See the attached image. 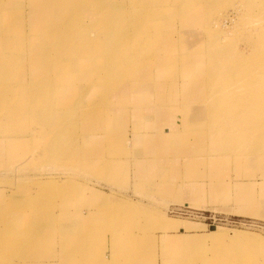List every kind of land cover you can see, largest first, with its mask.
Masks as SVG:
<instances>
[{
  "label": "rangeland",
  "instance_id": "374dc122",
  "mask_svg": "<svg viewBox=\"0 0 264 264\" xmlns=\"http://www.w3.org/2000/svg\"><path fill=\"white\" fill-rule=\"evenodd\" d=\"M125 1L130 0H124L121 4L122 10L117 13L119 20L122 21L121 24L124 25L121 27L122 30H125V24L130 23L126 18L125 10L129 8L126 4L129 6L134 4ZM153 1L156 4H165L160 27L148 30L150 35L153 34L152 36H160L158 42L155 41V45H158L155 48L152 43L144 46L143 38L148 36L140 39L139 35H135L137 31L131 30L132 34L128 36L137 37L131 45L132 49L124 47L121 55L117 57L130 59L127 64L130 69L124 74L126 76H122L117 82H108V78L90 68L87 60L86 67L81 69L89 78L87 84L91 85L85 94L83 100L85 103L80 102L74 106L71 104L70 106L73 107L59 109L58 98L63 97L65 90L64 97H66L67 90L78 86L80 79L76 74L58 77L55 73L54 83L61 87L56 90H63L62 95L60 92L52 91V98H47L54 104L44 105L39 109L33 107L26 109V103L37 95L35 90L33 93L26 92L22 101L17 93L9 92L4 95V92L12 87L14 80L21 74H25L24 78L31 82L37 79L35 69L41 67L35 65L25 69L27 64H23L17 71V65L12 66L9 59L0 61L10 67V71L7 72L10 74L0 78V92L4 95V98L0 99L2 111L0 133L4 135V142H8L9 151L20 148L22 153L20 157L18 154L14 157L8 152L7 160L0 163V173L4 172V176L0 179V221H2L0 250L1 253L4 252L1 258L2 264H21L29 257L31 251L40 250L46 243L53 242L57 236L62 238L61 245L63 246L64 243L67 247L61 255L75 259L73 253L77 249L71 253L70 243L77 245L78 236L83 230L88 233L89 229L84 228L86 219H83L79 212H72L70 205L75 203L83 191L94 187H92V179L88 177L79 179V172L86 176L92 173L90 167L92 165L82 164L84 166L82 171L71 161L77 156L78 142H88L87 137L80 138L79 129L72 130V128L75 127L76 122L78 124L80 118L85 117L90 120L98 118V115L104 112H114L109 110V107H113L108 105L107 98L100 99L99 93L104 92L108 96L125 85L134 86L136 82L132 78L141 75L149 68L160 69L155 74L150 71L151 80L152 76L156 75L160 80L166 79L167 76L174 78V75H181L184 80V90L190 92L185 95L182 102H179L178 107L184 110V117L188 120L192 131L186 132L184 136H178L175 132L176 128L168 129L155 141L208 142L207 153L212 155L209 165L214 171L217 168L227 171L228 175L225 179L229 185L228 200L224 202L217 200L211 211L166 204L164 205L166 210L144 211L140 217L158 218L164 215L162 222L165 227L170 224L172 229H180L181 234L185 235H189V231L200 226L194 222L206 224L209 230L211 226H215L214 231H208L207 238L212 239L213 244L214 242L218 244L215 245L218 250L223 251L224 248L225 256L223 259H221L222 255L220 259L214 258L216 262L213 261L212 264H232L234 258L238 260L234 262L235 264L244 263L243 260H249L247 247L250 246V250L256 252L260 244L264 243V117H261L264 116V104H262L264 103V0ZM8 2L9 0H5L4 6ZM10 2L14 9L20 8L21 11L30 13L34 5L39 7L43 5L44 0H18L19 5H14L12 0ZM146 6L149 9L153 5ZM13 11L18 12V10ZM16 14L10 15L12 19ZM45 15L48 18L50 16L49 13ZM10 16L5 17V21L10 20ZM144 19L145 17L142 16L136 18L131 22V27L144 26L146 21ZM40 32L42 35H52L49 34L50 31ZM99 37L101 41L108 40V35H99ZM140 41L141 47L138 49L137 43ZM8 44L0 41V49L18 46L19 41L13 39ZM42 44L41 42L39 46L44 48ZM175 52H178L179 60L175 58ZM164 66L167 71L161 70ZM55 68L58 70L59 66ZM68 69L70 68L66 64L65 71ZM74 71L76 69L72 72ZM131 88L135 89L129 87ZM71 96L74 99L75 95ZM12 101H15L14 104L19 108L17 111L22 113L21 115L30 112L25 116L28 121L26 122V118L23 120L28 123V128L23 125L24 122L21 127L17 123L3 124L4 120L10 122ZM51 106L56 108L50 110ZM235 118L237 122L226 125V120L234 121ZM64 119L70 120L68 127L65 129L61 125L56 128ZM56 123L57 126L52 128ZM3 125H7L5 128L8 130H5ZM40 125L44 128L37 129ZM15 126L19 130L22 128L21 131L15 130L16 132L12 133ZM227 127L230 131L226 130ZM258 138H261L263 143ZM114 167L115 164L106 162L103 169L111 170ZM93 199L94 203H106L109 207L116 204L121 205L120 207L131 205L139 210L141 206L114 193L110 196L96 193ZM2 215L5 218H2ZM165 235H161V242L165 239ZM120 237L121 234H117L115 238L120 240ZM192 237L196 246L202 244L200 237L195 235ZM131 244L138 249V253L141 249L150 250L151 237L138 236L136 240H131ZM83 247L81 245V248ZM171 249L162 246L165 264H177L173 262L175 258L180 259V264H186L190 249L176 250V247ZM80 250L82 252L84 248ZM61 255L54 251V258ZM202 256L200 251L196 250V257L200 259Z\"/></svg>",
  "mask_w": 264,
  "mask_h": 264
},
{
  "label": "crops",
  "instance_id": "0c3cea01",
  "mask_svg": "<svg viewBox=\"0 0 264 264\" xmlns=\"http://www.w3.org/2000/svg\"><path fill=\"white\" fill-rule=\"evenodd\" d=\"M32 64L35 66L38 62ZM149 69L132 78L136 82L134 86L125 85L108 96L104 92L99 93L100 99L107 98L108 105L113 107L108 106L109 110L115 113L104 112L98 118L89 120L84 117L78 121L80 138L87 137L88 142H78L77 156L71 161L80 169L84 164L92 165L91 174L86 176L79 172L78 177L92 179L94 188L83 191L70 205L72 212H79L86 219L84 228L89 229L88 233L81 232L77 245L70 243L71 253L77 249L73 253L75 259L61 255L67 247L64 243L61 245L62 238L57 236L40 250L31 251L21 264H165L160 237L163 234L178 237L182 230L167 229L162 222L164 215L141 218L144 211H164L166 204L211 211L217 200H228L227 171L219 168L214 171L209 165L212 155L207 153L208 142L155 141L168 129L176 128L178 136L192 131L184 110L178 107L190 92L184 90L181 75L167 76V80H160L156 75L151 80L150 71L155 74L160 69ZM14 81L19 82L20 79ZM72 91L70 87L66 97L58 98L59 109L71 105ZM3 98L0 92V99ZM4 141V135L0 133V163L7 160L9 153L14 157L16 154L21 156L20 148L9 151L8 142ZM106 162L115 164V167L103 169ZM3 173H0V179ZM96 193L106 196L114 193L141 206L136 210L131 205L109 207L106 203L96 204L93 199ZM194 223L200 226L188 234L200 237L202 244L190 249L186 264H212L216 262L214 258H221L220 255L223 259L224 248L223 251L218 250L215 246L218 244L207 238L210 231L207 225ZM117 234H121L120 240H116ZM138 236L151 237L150 250L141 249L138 253L131 244V240ZM81 245L84 246L82 252ZM196 250L203 255L200 259L196 257ZM54 251L61 256L54 258ZM173 262L180 264V259L175 258Z\"/></svg>",
  "mask_w": 264,
  "mask_h": 264
},
{
  "label": "bare ground",
  "instance_id": "6f19581e",
  "mask_svg": "<svg viewBox=\"0 0 264 264\" xmlns=\"http://www.w3.org/2000/svg\"><path fill=\"white\" fill-rule=\"evenodd\" d=\"M12 1L14 5H19V3H17L18 0ZM103 1L44 0L43 5L41 4V6L39 7H36L34 5L32 11L30 13H27V11H21L20 8L14 9V6L12 5V2H10V0V3L8 2L6 6H4L5 0H0V41H4L5 43L9 44L13 39H17L19 41L18 46H9L7 49H0V61L9 59L12 66L17 65V71L22 68L23 64H27L25 69L28 66H33L32 63L36 62H38V66L41 67V69H35V72H37L38 76L37 79L31 82L24 78L25 74H21L18 77L20 81L14 82L12 87L4 92V95L9 92L17 93V95H19V99L22 101L23 95L26 92L30 91L33 93V90H35L37 92V95L26 103V109L29 107L39 109L44 105L54 104L47 97H51V92H56V88H61L59 85H56L57 83H54L55 73L58 77H66L68 75L76 74L79 77L80 81L78 86L72 88L73 91L70 92L71 95H75L71 104L74 106L76 104H80V102L85 103L83 100L88 88H90L91 85L87 84L89 82V78L84 74L83 71H81V69L86 67L85 65L87 60L90 68H93V70H97L105 78H108V82H117L122 78V76H126L124 74L128 73L130 69V67L127 66V64L130 62V59L117 57L121 55L124 47H128L130 50L132 49L131 45H133L134 40L137 37H129L128 35L132 34L130 31L136 30L137 34L135 35H139L138 38L140 39L148 36L143 38L144 46L145 44L150 43L155 45V41L158 42L160 36H152L153 34L150 35L148 30L155 27H160L161 21H163L161 18L164 16L163 12L165 4H156L153 0L125 1L126 3L134 4L132 6L126 4L129 7L125 10V12L127 13L126 18H128L130 23L127 25L125 24V30H122L121 27L124 25L121 24L122 21L119 20V15L117 16V13L118 11L122 10L121 4L122 2L124 3V0ZM146 5L153 6L148 9ZM13 10H18V12ZM15 13L17 14L13 16L12 19L10 15ZM45 13L47 15L48 13L50 14L49 18L46 17ZM7 16H10V20L7 19L8 22L7 20L5 21V17L7 18ZM141 16L145 17L144 20H146L144 22V26H138L136 28L131 27V22L136 18H141ZM40 31H50L49 34L52 35H42ZM99 35H108V40L105 39L101 41ZM41 42L43 43L42 45L44 46V48H41L39 46ZM157 45H155L154 48ZM140 47L141 41L137 43V48L139 49ZM80 49L81 51H79ZM177 53L178 52H175V58L179 60V55ZM26 54L27 56L25 57ZM66 64H68V67L70 68L67 71H65ZM56 66H59L58 70L55 68ZM166 66L161 68V70L165 69L167 71ZM71 69H76V71L72 72L73 70ZM8 71H10L9 65L0 63V78L1 76L4 77L5 75L10 74L7 73ZM105 72L109 74L107 75ZM168 72H170V70H168ZM233 73L235 75V72ZM159 74L160 73H158V75ZM226 91H228V89ZM57 92H60L62 95L63 90ZM65 92L66 90L63 92V97ZM9 100L10 99H8V101ZM14 102L15 101H12V110L11 113H9L10 122L7 120L6 122L4 120L2 121L3 124L7 123L8 125H13L14 123H17L18 125L20 124L19 126L21 127V125L23 124L22 122H24L25 124L23 125L27 126L28 123L26 124V122L28 120L25 116H28L30 112L21 115L22 113H19L17 111L19 108L16 107ZM262 104L264 103L262 102ZM55 108L56 106L49 107L50 110H53ZM261 117L264 116L261 115ZM24 118H26V122L23 121ZM261 121H263V119ZM69 122V119H64L59 126H57L56 123L52 126V128H55L56 126V128H58L63 125V128L66 129L69 125ZM232 122H237V118H235L234 121L226 120V125ZM45 125L46 124H44V127ZM77 125L78 124L76 122V125L74 128H72V130H75L77 128ZM6 126L7 125H3V128H5ZM17 126H15L14 130L12 129V133L13 131L16 132L15 130H19V126L18 128ZM42 127L43 126L40 125L37 127V129H42ZM6 129L7 128H5V130ZM21 129L19 131H21ZM9 130L11 129L9 128ZM226 130L230 131L228 127ZM258 139H260L259 141L262 142L261 138ZM55 141H57V139ZM251 149L252 148H250V151ZM54 150L55 149H53V151ZM49 151L51 152V150ZM260 151H262V148ZM257 152L258 151L256 149V153ZM242 154L244 155V153ZM2 218H5V216L2 215ZM166 228H172V226L168 224ZM164 238L165 239L162 242V246L166 247L168 250H172L171 248L175 247L176 250L184 248L191 249L196 246L192 235L181 234V236L178 237H171L166 234ZM247 248H249V260H243L245 262L241 264H246V262L248 264H264V243L262 245L260 244V247L256 252L251 251L250 246H248ZM3 253H1L0 250V264H2L1 258L2 256H4ZM235 261L238 260L234 258L232 260V264H235Z\"/></svg>",
  "mask_w": 264,
  "mask_h": 264
},
{
  "label": "water",
  "instance_id": "95a60500",
  "mask_svg": "<svg viewBox=\"0 0 264 264\" xmlns=\"http://www.w3.org/2000/svg\"><path fill=\"white\" fill-rule=\"evenodd\" d=\"M216 227L215 226H211L210 230H215Z\"/></svg>",
  "mask_w": 264,
  "mask_h": 264
}]
</instances>
